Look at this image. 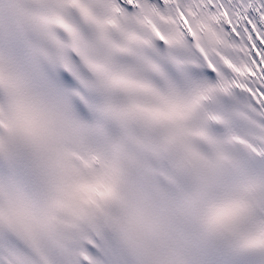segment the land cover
<instances>
[{
	"label": "snow or ice",
	"instance_id": "snow-or-ice-1",
	"mask_svg": "<svg viewBox=\"0 0 264 264\" xmlns=\"http://www.w3.org/2000/svg\"><path fill=\"white\" fill-rule=\"evenodd\" d=\"M0 125V264H264V0H0Z\"/></svg>",
	"mask_w": 264,
	"mask_h": 264
}]
</instances>
